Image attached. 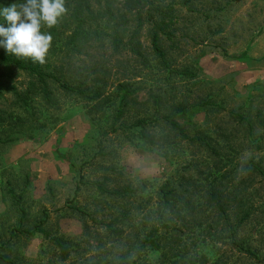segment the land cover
Returning <instances> with one entry per match:
<instances>
[{
	"label": "rangeland",
	"instance_id": "374dc122",
	"mask_svg": "<svg viewBox=\"0 0 264 264\" xmlns=\"http://www.w3.org/2000/svg\"><path fill=\"white\" fill-rule=\"evenodd\" d=\"M181 14L173 41L164 43L167 68L160 66L151 53L144 29L140 40L149 67L145 68L129 52L111 56L107 49L109 85L101 106L94 107V102L82 98L60 96L61 108L55 113V121L37 127L34 138L0 143V242L10 237L21 217L26 228L40 217H48V235L78 247L63 259L49 237L19 235L12 239L15 252L11 256L18 263L105 262L118 257L131 241L143 236L155 223L156 189L190 159L188 139L164 118L177 108L181 112L171 119L188 135L195 126L209 131L238 107H242L237 110L242 115L248 116L247 110L254 113L255 107L263 109L264 114V77L252 80L262 74L258 71L264 73V0H194L190 7L181 8ZM120 61L124 63L121 68ZM117 79H129L142 87L116 126L145 119L153 143L140 141L137 133L128 129L109 130L116 107L108 95ZM203 101H212L220 109L200 106ZM261 131L260 148L244 150L237 155L238 161L241 156H264V129ZM245 135L241 131L236 137L242 139ZM236 173L238 181L239 170ZM254 180L248 191L259 190V194H255L253 213L243 218L238 234L248 239L264 263V188L263 182ZM96 182L109 188L130 185L145 189L121 199L97 190ZM139 204L145 208L138 209ZM124 209L134 213V219L125 224L118 220ZM239 218L231 217L235 222ZM211 219L205 217L204 223ZM102 222L114 224L115 232ZM214 229H209L208 235ZM209 238L199 234L192 243L212 260L220 255L227 264L257 263L229 245V238L222 236L225 241L215 243ZM201 240L204 246H200ZM134 261L133 264L163 263L152 251L134 256Z\"/></svg>",
	"mask_w": 264,
	"mask_h": 264
},
{
	"label": "trees",
	"instance_id": "16d2710c",
	"mask_svg": "<svg viewBox=\"0 0 264 264\" xmlns=\"http://www.w3.org/2000/svg\"><path fill=\"white\" fill-rule=\"evenodd\" d=\"M23 2L25 0H0V11L13 3ZM193 2L65 0L66 14L59 18L55 26L49 28L44 25L41 28L42 33L53 37L44 64L33 62L31 58L17 57L0 47V143L34 138L37 127L55 121V113L61 108L60 96L82 98L94 102V107L101 106L104 91L109 85L107 49L111 51V56L129 52L145 68L149 67L140 40L144 29L147 30L151 53L160 66L167 68L164 43L172 42L175 37L174 31L182 21L181 8H188ZM0 25L9 26L2 15ZM123 64L120 61L119 68ZM134 85L129 79H117L113 83L108 98L116 107V114L109 130L116 132L122 128L123 131L128 129L137 133L136 138L140 141L153 143L152 136L146 131L145 119L139 118L131 124L121 122L116 126L117 120L135 101L142 87ZM199 105L220 109L212 101H203ZM237 110H230L228 119L209 127V131H204L202 126H195L189 135L171 119L174 114L181 112V108L166 115L164 118L171 127L188 139L190 159L156 189L154 225L143 236L131 241L118 257L105 262L82 260L80 264H133L134 256L148 251L158 253L162 264H227L222 256L218 255L212 260L201 247L193 246L192 240L199 234L210 236L213 243L225 241L222 239L225 236L229 238L228 244L240 254L253 257L257 260L256 264H264L256 248L247 238L238 234L243 218L253 213L255 194H259V190L248 191V187L258 178L264 188V156H241L237 160V155H242L244 150L260 148L264 114L263 109L257 107L254 113L247 110L248 116ZM241 131L246 135L238 139L236 134ZM97 145L100 154V140ZM237 170L238 181L235 180ZM96 188L107 196L126 199L137 191L142 193L145 186L109 188L96 182ZM138 206V209L145 208L142 204ZM132 212V209H124L118 217L119 223L125 224L134 219L131 218L134 217ZM205 217L212 219L204 223ZM231 217L240 218L235 222ZM23 219L21 217L18 225L12 229L10 237L0 242V264H20L11 257L15 252L12 239L19 235L31 237L43 234L49 237L59 248L63 259L78 249L77 244L69 246L62 238L48 235L45 229L48 217H40L31 228L23 226ZM102 224L115 232L111 222ZM213 226L214 232L208 235V230ZM170 229L175 232L170 233ZM225 231L228 233L222 234ZM204 245L202 241L200 246ZM3 251L9 253L4 254Z\"/></svg>",
	"mask_w": 264,
	"mask_h": 264
},
{
	"label": "clouds",
	"instance_id": "9594fccd",
	"mask_svg": "<svg viewBox=\"0 0 264 264\" xmlns=\"http://www.w3.org/2000/svg\"><path fill=\"white\" fill-rule=\"evenodd\" d=\"M66 12L65 0H25L3 7L0 15L9 26L0 25V47L44 64L53 37L42 33L41 28L55 26Z\"/></svg>",
	"mask_w": 264,
	"mask_h": 264
},
{
	"label": "crops",
	"instance_id": "0c3cea01",
	"mask_svg": "<svg viewBox=\"0 0 264 264\" xmlns=\"http://www.w3.org/2000/svg\"><path fill=\"white\" fill-rule=\"evenodd\" d=\"M258 72H261L262 74H259L257 78H256V77H253L252 80H254V79H255V80H260L261 78L264 77V73H263L262 71H258Z\"/></svg>",
	"mask_w": 264,
	"mask_h": 264
}]
</instances>
